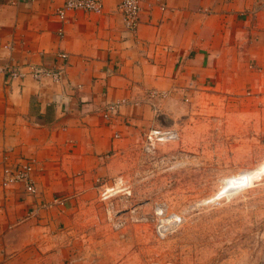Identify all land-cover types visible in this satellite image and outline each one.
Listing matches in <instances>:
<instances>
[{
	"label": "crops",
	"instance_id": "0c3cea01",
	"mask_svg": "<svg viewBox=\"0 0 264 264\" xmlns=\"http://www.w3.org/2000/svg\"><path fill=\"white\" fill-rule=\"evenodd\" d=\"M119 1L61 21L63 0H0V264H94L66 247L69 203L88 177L108 181L119 146L154 128L155 113L180 112L176 99L247 89L264 112V0H142L134 34ZM59 53L68 55L60 84L7 82L1 71L53 69ZM115 102L124 103L106 120ZM26 159L36 197L1 185L4 166Z\"/></svg>",
	"mask_w": 264,
	"mask_h": 264
},
{
	"label": "rangeland",
	"instance_id": "374dc122",
	"mask_svg": "<svg viewBox=\"0 0 264 264\" xmlns=\"http://www.w3.org/2000/svg\"><path fill=\"white\" fill-rule=\"evenodd\" d=\"M246 90L176 99L180 112L155 113L154 128L119 146L107 182L88 177L66 215V247L80 251L77 260L264 264V112ZM151 129L179 138L146 153ZM244 170H257L252 186L220 194L222 182ZM170 216L180 224L159 233Z\"/></svg>",
	"mask_w": 264,
	"mask_h": 264
},
{
	"label": "built area",
	"instance_id": "2783aa9c",
	"mask_svg": "<svg viewBox=\"0 0 264 264\" xmlns=\"http://www.w3.org/2000/svg\"><path fill=\"white\" fill-rule=\"evenodd\" d=\"M142 0H120L118 9L122 15V21L128 33H135L140 23ZM103 0H63L62 6L57 11V17L61 21L66 20L67 13L70 11H84L95 14L103 12ZM60 36H63V31H60ZM58 59L61 61L59 66L46 68L40 65L25 64L19 66H5L1 71L6 77L7 82L15 80H23L31 78L35 81L50 80L55 84L62 83L65 76V69L67 67L68 55L66 53H59ZM124 102H115L107 106L103 117L106 120H112V117L117 115L120 107ZM179 138L178 133L171 129H151L146 134V139L143 144V150L146 153H151L156 144H163L176 141ZM34 163L30 159L19 160L12 166H4L2 174L1 185L4 188L10 186L22 185L23 191L27 196H38V189L36 181L33 177ZM57 204H61L63 200L54 198ZM45 208L47 204H41ZM175 216L167 221L168 224H160L158 227L159 233L167 232L171 227L178 226L180 219Z\"/></svg>",
	"mask_w": 264,
	"mask_h": 264
},
{
	"label": "bare ground",
	"instance_id": "6f19581e",
	"mask_svg": "<svg viewBox=\"0 0 264 264\" xmlns=\"http://www.w3.org/2000/svg\"><path fill=\"white\" fill-rule=\"evenodd\" d=\"M256 179L257 170L241 171L238 175L235 174V177L233 176L222 182L220 194H235V192L241 191L243 188L252 186V183H254Z\"/></svg>",
	"mask_w": 264,
	"mask_h": 264
}]
</instances>
